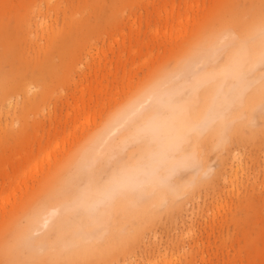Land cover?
<instances>
[{"label": "rangeland", "instance_id": "rangeland-1", "mask_svg": "<svg viewBox=\"0 0 264 264\" xmlns=\"http://www.w3.org/2000/svg\"><path fill=\"white\" fill-rule=\"evenodd\" d=\"M259 20L264 26V0H0V76L12 78L0 89V264L6 239L56 183L67 185V203L85 187L93 201L122 163H145L156 144L134 130L157 101L117 125L123 110L160 84L193 78L195 60L225 28L233 38L210 54L206 69L228 65ZM252 75L260 77L247 97L253 101L226 111L225 135L215 122L200 136L204 166L195 182L192 169L179 170V194L159 201L155 189L129 192L110 216L106 204L62 205L34 236L47 264H65L74 225L93 214L108 219L98 244L112 248L87 264H264V63ZM113 127L112 150L80 169V156Z\"/></svg>", "mask_w": 264, "mask_h": 264}, {"label": "bare ground", "instance_id": "bare-ground-1", "mask_svg": "<svg viewBox=\"0 0 264 264\" xmlns=\"http://www.w3.org/2000/svg\"><path fill=\"white\" fill-rule=\"evenodd\" d=\"M253 24L248 27L246 38L242 39L241 49H236L235 53L231 54L228 65L220 66L214 70L206 69L210 54L216 53L219 48L227 45L233 38L230 30L225 28L218 31L215 41L206 50L207 55L202 59L203 54L201 57L200 53L201 58L195 60L198 69L193 74V78L181 86L170 85L169 81L160 84L157 90L147 94L146 98L137 102L134 108L123 110L119 114L117 125L123 126L137 113L145 110L146 101H157L159 107L154 108L143 117V122L135 127L134 134L136 137H140L154 117H168L171 119L176 132L183 139L182 148L179 152L169 153V158L164 164L150 168L148 167L149 156L157 150L156 145L155 149L149 150V156L145 163H142L139 158H135V162L132 163H122L109 178V184L99 189L93 201L88 200L93 189L85 187L82 189L80 200L77 202L72 200L67 203L70 201L67 194L64 193L67 185L63 181L56 183L51 191V196L44 199L32 212H29L25 217V222L18 223L12 236L6 239L2 264H47L48 257L42 254V241L37 244V238L34 236L51 224L53 217L62 205L85 203L86 209L91 210L96 209L100 204H106V209H108L107 211L105 209V214L110 216L116 204H120L119 206L126 205L123 197L129 192L140 193L147 188L155 189V195L159 201L165 200L167 192L179 194L180 187L176 182H173V176L179 170L192 169L193 175L190 180L192 183L195 182L193 176H196L204 166V158L197 155L198 140L202 133L212 127L215 122H221L224 125L221 132L225 135V132L230 128V125H227L228 123L225 121L226 111L234 102L243 105L253 101L252 97L250 99L247 97L251 87L259 81L260 77L253 76L252 73L255 68L264 63V26L261 25L260 20ZM225 69L229 70L226 77L220 75ZM228 78H233L234 82L228 81ZM11 84L12 78L0 76V89H9ZM211 87L212 89H209ZM227 91H231V95H227ZM181 92H183L181 95L184 94V96L180 95ZM116 130L118 129L113 127L111 131L104 134L101 143L89 153L80 156L78 160L80 169L91 168L92 164L107 152V149L112 150L116 144L113 142ZM122 140L121 147L124 149L128 140L126 137ZM190 140L193 151L186 145ZM86 173L90 177L92 176L89 169L86 170ZM122 173H128L131 178L116 183V178L120 177ZM234 183L235 180H232V184ZM144 206L141 204L139 211ZM93 215L92 219H88L85 223L74 225L76 237L67 251L65 264H87L90 255L111 250L112 243L105 244L104 247L98 244V240L104 237L108 219L100 214ZM101 228L102 230H100ZM24 244L28 251L23 249ZM63 247H66L64 243L61 245V248ZM57 256L58 251L51 254L50 257L57 258Z\"/></svg>", "mask_w": 264, "mask_h": 264}, {"label": "clouds", "instance_id": "clouds-1", "mask_svg": "<svg viewBox=\"0 0 264 264\" xmlns=\"http://www.w3.org/2000/svg\"><path fill=\"white\" fill-rule=\"evenodd\" d=\"M228 73L229 70L225 69L220 75L226 77ZM144 135L149 138L150 142L157 145V150L149 156L148 167L150 168L164 164L169 158V153L179 152L182 148L183 139L176 132L168 117H154L145 127ZM130 178L128 173H122L120 177L116 178V183Z\"/></svg>", "mask_w": 264, "mask_h": 264}]
</instances>
